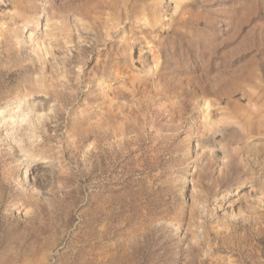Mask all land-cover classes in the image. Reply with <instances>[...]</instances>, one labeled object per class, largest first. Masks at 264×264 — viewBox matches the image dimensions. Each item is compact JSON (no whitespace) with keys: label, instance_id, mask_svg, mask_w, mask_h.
I'll return each instance as SVG.
<instances>
[{"label":"rangeland","instance_id":"1","mask_svg":"<svg viewBox=\"0 0 264 264\" xmlns=\"http://www.w3.org/2000/svg\"><path fill=\"white\" fill-rule=\"evenodd\" d=\"M0 264H264V0H0Z\"/></svg>","mask_w":264,"mask_h":264},{"label":"bare ground","instance_id":"2","mask_svg":"<svg viewBox=\"0 0 264 264\" xmlns=\"http://www.w3.org/2000/svg\"><path fill=\"white\" fill-rule=\"evenodd\" d=\"M248 121H246V122H244V123H247ZM244 125H246V124H244ZM250 125V124H249ZM250 127V126H249ZM247 128H248V126H247Z\"/></svg>","mask_w":264,"mask_h":264}]
</instances>
